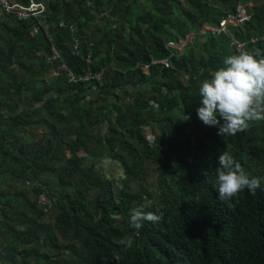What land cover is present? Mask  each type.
<instances>
[{"label": "trees", "instance_id": "1", "mask_svg": "<svg viewBox=\"0 0 264 264\" xmlns=\"http://www.w3.org/2000/svg\"><path fill=\"white\" fill-rule=\"evenodd\" d=\"M86 1L77 0L76 6L82 11ZM90 1L104 6V0ZM145 1L150 18L136 22L132 5L143 8L141 0L107 1L115 16L111 25L124 31L126 24L131 31L124 41L112 39L105 56L86 45L81 20L88 17L74 15L75 2L44 0L47 12L35 37L30 34L34 20L7 17L0 23L1 263L264 264V179L250 170L251 162L256 166L264 160V124L224 137L196 112L200 84L224 66L227 56L238 54L234 40L257 39L247 51L264 53V0L250 9L248 23L230 26L220 36L207 32L205 42H195L193 52L183 55L177 50L173 55L169 42L193 33L201 38L206 23L219 25L237 4L259 1ZM170 57L171 68L158 64L146 72L153 58ZM63 63L75 80L60 69ZM99 74L102 79L95 78ZM87 75L94 77L83 80ZM131 96L136 98L127 109L118 103ZM184 114L190 119L181 118ZM40 124L48 133L45 142L19 137L21 129L15 134V128L28 134ZM156 128L166 131L165 138L153 142L149 134ZM224 151L261 180L255 195L245 189L218 199L216 167ZM147 159L159 165L161 194L159 203L145 211L162 212L163 220L143 221L136 230L129 224L130 209L153 201L147 187L140 183L136 191L132 186L143 179ZM116 162L124 172L123 185L103 174L107 163ZM14 182L28 189L18 190ZM61 189L66 193L57 195ZM41 195L52 205L44 206ZM50 216L54 225L45 222Z\"/></svg>", "mask_w": 264, "mask_h": 264}, {"label": "clouds", "instance_id": "2", "mask_svg": "<svg viewBox=\"0 0 264 264\" xmlns=\"http://www.w3.org/2000/svg\"><path fill=\"white\" fill-rule=\"evenodd\" d=\"M223 65L200 84V106L196 112L205 125L218 127L217 135L230 137L245 132L250 121H264V53L260 49L240 51L227 56ZM181 118L187 120L190 116L184 114ZM216 173L221 201L233 198L245 189L255 195L261 188V180L246 174L240 162L227 151L218 155ZM151 204L152 201L147 200L146 204L130 209L132 228L141 229L143 221L158 224L163 220L162 212L145 211ZM132 243L128 239L125 247L130 248Z\"/></svg>", "mask_w": 264, "mask_h": 264}, {"label": "rangeland", "instance_id": "3", "mask_svg": "<svg viewBox=\"0 0 264 264\" xmlns=\"http://www.w3.org/2000/svg\"><path fill=\"white\" fill-rule=\"evenodd\" d=\"M69 2H75L72 7H74V15L79 16V15H84L87 16L88 18L84 20V18L81 20V22H84L86 24L85 29L83 30L84 33V41L86 45L89 46V48H93L94 52L99 51L102 56H105L107 51L109 50L110 47V41L112 39H120L124 41V39L127 37V35L130 33V28L125 24V30L123 31L121 29V25L118 28L117 25H111V20L112 18H115L113 16V10L111 8V5L107 3L108 0H104V6L98 7L97 5H94L92 1L87 0L86 5L82 7V11L76 6L77 0H68ZM144 5L143 8L140 5H132V20L136 22L141 18V16L144 17V15L148 16L147 10H149L151 7L146 3L145 0H141ZM259 2H254L252 4L248 5V9H252L255 4H262L261 0H258ZM235 2V1H234ZM132 3V2H130ZM146 3V4H145ZM237 3H235L236 5ZM77 7V9H76ZM142 20V19H141ZM144 21V20H142ZM75 25V24H74ZM76 30H77V25H75ZM148 25H145L144 28H142L143 33L147 31ZM201 31L204 33L205 28L201 27ZM135 38L139 40V36L135 33L134 34ZM189 40L186 43H183L181 47V54H186L188 52L192 53L195 46H197L198 42H205L206 37L204 35H201V38L198 37L197 34L193 33L188 36ZM198 39V40H197ZM197 40V41H196ZM197 42L195 45L194 43ZM236 49V47H235ZM77 51V50H75ZM237 51V49H236ZM93 51L90 52V57L91 55L94 54ZM202 52L203 56L208 59L209 55L206 53L205 47H202ZM38 56L42 55V52L37 53ZM49 61H51V58L49 57ZM61 69V68H60ZM150 70L146 69V72L149 73ZM186 80V79H185ZM187 81V80H186ZM26 97V96H25ZM136 97H124L122 98L118 103H120L125 109H127V105L132 103ZM8 116V115H7ZM187 121V120H186ZM264 124V121H250L249 122V128L246 130L248 132L249 129H251L253 126H260ZM21 126L23 124H20ZM163 124H161L162 126ZM12 126V125H10ZM9 126V127H10ZM17 129V130H16ZM21 129V133L19 134V137H24L28 138L32 141L33 144H40V142H45L48 138V133L47 130L45 129V126L43 124H40L39 127L34 126L32 129H27L26 131L28 134H26L21 127L15 128V134L18 130ZM99 128H95L96 131H98ZM103 131L106 132L108 129V122L106 121L105 124H103ZM166 132V131H165ZM163 129L156 128L154 132H150L149 138L152 139L153 142H156V138L158 139H163L165 138ZM31 134L36 135L34 138L30 137ZM67 157L66 159L71 158V154L67 152ZM252 159H257V154L256 151L254 150V154L251 156ZM65 159V160H66ZM101 160V159H100ZM91 161V160H89ZM117 163V162H116ZM255 163L251 162V167L250 170L252 171L251 174L252 176H257L253 175L255 174L254 172H259V175L261 176L262 179H264V160H260L259 163L255 166ZM159 165L152 162V159H147L146 165H145V173L143 176V179L140 181H137L132 184L134 187L133 189L136 191H139L143 187H147L150 190V197L153 200L152 203L158 204L159 203V197L161 194V189H160V184H159V174L157 172ZM99 168H103L101 164L99 163ZM104 177L110 178L111 181H115L118 185H123L125 176L124 172L121 168V166L117 164H110L107 163L105 166V169L103 170ZM142 186H141V184ZM11 186H17L16 188L18 190H27V185L25 183H12ZM66 192L64 190H60V193L58 192L57 195H63ZM119 220H123L121 217H118ZM47 225H54V217L50 216L47 220H45ZM0 264H6V263H1Z\"/></svg>", "mask_w": 264, "mask_h": 264}, {"label": "built area", "instance_id": "4", "mask_svg": "<svg viewBox=\"0 0 264 264\" xmlns=\"http://www.w3.org/2000/svg\"><path fill=\"white\" fill-rule=\"evenodd\" d=\"M0 10L2 13L11 18V19H16L17 21H30L34 20L36 24L31 28L30 34L32 37H35L38 35L41 31L42 23L41 19L45 17V14L47 12V7L44 3H38L34 1H30L28 5H23L19 3H15L12 0H0ZM251 13L250 9H248V5L244 4H237L234 8L233 13H230L226 15V17L220 22L219 25H211L209 23H206L203 27L205 28V31H201L202 35H206L207 32H211L213 35H224L227 32L228 27L230 26H242L248 23L251 20ZM60 27H64L65 24L64 22H60L59 24ZM45 33L48 35V31L45 28L44 29ZM48 37H50L48 35ZM51 39V38H50ZM189 38L186 40H181L180 42L177 41H171L168 44V49L173 52V55L175 54V50L181 52V47L183 43L187 44V41ZM257 39H252L250 42H244L240 40H234L232 45L236 47L237 53L240 51H247V46L249 43H256ZM54 51V58L55 59H60L59 53L53 48ZM171 58H167L164 60H158L153 58L151 61V64L146 65L145 69L150 70L151 66L153 65H158V64H163L167 68H171L172 63H171ZM62 70L66 71L68 73V76L71 78V80H75L74 72L68 67L66 64H62L60 67ZM94 75H87L83 80H89L93 78ZM95 78L102 79V74H99L95 76ZM40 202L44 206H50L52 205L51 201L49 198H47L45 195L40 196Z\"/></svg>", "mask_w": 264, "mask_h": 264}, {"label": "crops", "instance_id": "5", "mask_svg": "<svg viewBox=\"0 0 264 264\" xmlns=\"http://www.w3.org/2000/svg\"><path fill=\"white\" fill-rule=\"evenodd\" d=\"M13 2H15L14 0H12ZM29 1H34V2H37V0H29ZM44 2V0H42V1H40V2H38V3H43ZM15 3H18V2H15ZM20 4V3H19ZM7 18V16H5L3 13H2V11L0 10V23L3 21V20H5ZM3 111H4V109H3Z\"/></svg>", "mask_w": 264, "mask_h": 264}]
</instances>
